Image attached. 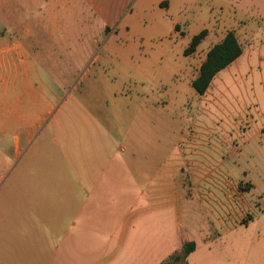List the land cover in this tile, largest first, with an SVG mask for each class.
Returning <instances> with one entry per match:
<instances>
[{
	"label": "rangeland",
	"instance_id": "rangeland-1",
	"mask_svg": "<svg viewBox=\"0 0 264 264\" xmlns=\"http://www.w3.org/2000/svg\"><path fill=\"white\" fill-rule=\"evenodd\" d=\"M184 14L179 37L146 19L125 35L64 39L66 52L38 39L28 54L20 39L19 84L5 86L14 101L0 93V109L9 114L0 116V264L65 232L89 241L118 236L112 222L121 223L162 166L181 196L164 219L151 221L149 233L160 235V220L168 224L159 236L165 245L174 239L183 253L184 244H196L176 264H264V37L252 30L264 4L204 0ZM231 14L246 31L244 56L199 94L184 49L205 25L230 24ZM163 18L170 15L160 12ZM82 206L102 208L100 221L83 227L75 218ZM82 253L96 255L90 242Z\"/></svg>",
	"mask_w": 264,
	"mask_h": 264
},
{
	"label": "crops",
	"instance_id": "crops-1",
	"mask_svg": "<svg viewBox=\"0 0 264 264\" xmlns=\"http://www.w3.org/2000/svg\"><path fill=\"white\" fill-rule=\"evenodd\" d=\"M204 0H0V93L5 91L7 101H14V91L11 98L8 95L5 86L14 88L19 84L20 76V54L21 40L27 39L23 50L28 54H33L30 49H37L38 39H43V44H48L46 39L55 40L62 50L67 51V43L64 39L82 36L84 33L96 35L97 33H107L110 35H125L134 32L139 25L140 20H152L156 27H172L171 36H185V25L180 22L186 21L184 7H190L193 3L201 4ZM211 5L227 6L240 5L242 0H206ZM258 4H264V0H255ZM26 11V17L24 12ZM160 12L170 20L159 19ZM244 12L240 10L238 17H242ZM225 16L224 25H205L198 30V34L206 30L207 35L203 38L196 50L190 54V60L187 66V73L193 86V80L198 76L200 67L205 61L208 51L217 43H220L229 31H233L242 47V53L225 68L220 70L211 81L213 84L216 76L224 69L237 65V62L244 56L243 43H247L245 28L235 24L240 20ZM154 25L145 26L146 29ZM264 37V18L259 27H253ZM195 33L190 37L189 45ZM256 34L255 32H253ZM4 39H11V46L3 45ZM30 39H33L30 40ZM206 39H211L209 45L205 46ZM49 45V44H48ZM264 48V40L262 42ZM67 46V47H66ZM47 47V46H46ZM35 52V51H34ZM264 62V58H262ZM197 62L199 65L197 66ZM6 79V81H5ZM209 86V87H210ZM208 87V89H209ZM194 88V87H193ZM4 89V90H3ZM195 89V88H194ZM207 89V90H208ZM2 90V91H1ZM206 90V91H207ZM205 91V92H206ZM204 94V93H203ZM11 95V94H10ZM18 100V94H15ZM2 99V98H1ZM0 99V100H1ZM4 109H0V116L5 115ZM17 140L18 135H17ZM101 172L94 181V187L99 188L102 178L106 174L105 167H100ZM175 169L173 168V171ZM172 172V169H171ZM156 177V178H154ZM170 176L165 175L163 166L159 168L156 175L150 178V185L141 192V195L134 199L127 214L121 223L112 227H117L116 231L106 240L90 239L76 237L69 239L67 233L62 237L45 238L32 251H17L11 257V264H160L170 258L175 253H180L178 244L174 245V239L168 244L160 239L163 229L168 224L162 221L156 222L159 226L156 228L160 234L153 238L149 231L153 224L151 221L161 219L164 213L172 212L177 205V199L181 196L178 193L177 186L170 184ZM150 187V188H149ZM102 192V190H101ZM99 192V196H104ZM109 196V192L106 193ZM100 207H80L76 209L75 218L83 227L87 224H97L100 221ZM105 223L110 225L113 217H110V211H105ZM159 215V216H158ZM55 225V224H53ZM51 226V224L49 225ZM57 226V224H56ZM93 246L96 255H85L82 253L83 244ZM75 246L79 249V255L68 252V248ZM170 245L166 252L163 248ZM185 245V244H184ZM196 249V248H195ZM193 252V251H192ZM191 253V252H190ZM189 253V254H190ZM188 254V255H189ZM188 255L184 258H188ZM181 259V258H180ZM178 263L174 261L173 264Z\"/></svg>",
	"mask_w": 264,
	"mask_h": 264
},
{
	"label": "trees",
	"instance_id": "trees-1",
	"mask_svg": "<svg viewBox=\"0 0 264 264\" xmlns=\"http://www.w3.org/2000/svg\"><path fill=\"white\" fill-rule=\"evenodd\" d=\"M207 35V31L203 30L192 38L190 45L185 50L186 54L194 52L203 38ZM242 53V47L233 31H229L225 38L215 44L207 53L205 61L202 63L198 76L193 80V87L199 94L205 93L211 84L214 76ZM196 248L195 242H188L184 245L183 253H175L169 259L160 264H173L180 258H185L190 252Z\"/></svg>",
	"mask_w": 264,
	"mask_h": 264
}]
</instances>
